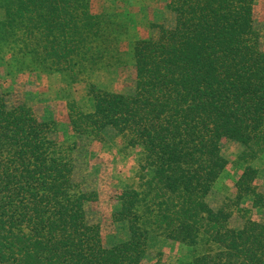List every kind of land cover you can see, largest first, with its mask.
I'll return each mask as SVG.
<instances>
[{
  "label": "trees",
  "instance_id": "obj_1",
  "mask_svg": "<svg viewBox=\"0 0 264 264\" xmlns=\"http://www.w3.org/2000/svg\"><path fill=\"white\" fill-rule=\"evenodd\" d=\"M94 1L0 0V47L23 74H60L69 98L84 83L87 99H68L73 133L99 141L116 133L142 147L152 177L115 214L128 238L105 246L87 218L97 196L83 188L76 145L52 139V123L29 105L0 97V264H142L162 238L189 248L180 264H264V221L252 217L264 211L251 165L264 155L256 0H169L174 24H152L158 36L135 41L115 11L94 12ZM129 65L133 94L99 84L102 69ZM225 140L251 147V162L233 197L213 206ZM235 213L242 227L232 226Z\"/></svg>",
  "mask_w": 264,
  "mask_h": 264
},
{
  "label": "rangeland",
  "instance_id": "obj_2",
  "mask_svg": "<svg viewBox=\"0 0 264 264\" xmlns=\"http://www.w3.org/2000/svg\"><path fill=\"white\" fill-rule=\"evenodd\" d=\"M168 2L169 0H95L92 8L96 13L104 10L115 11L119 20L128 24L130 38L135 41L157 37V29L150 28L152 24H174L175 14L168 9ZM0 19H4L2 10ZM255 21L262 34L264 49V0L255 1ZM98 82L109 90L133 94V65L112 70L102 69ZM84 85L77 84L69 98L60 74H23L14 67L8 48L0 47V97H4L10 107L29 105L39 118L52 123V139L66 145H76L74 157L83 179V188L97 196L95 201L86 204L88 221L101 226L104 244L111 247L125 241L129 235L126 226L115 220L122 200L124 201L125 195L142 191L145 180L152 177V173L145 168L142 161V147H129L116 133L105 141L73 133L68 99L84 102L87 99ZM250 152L251 147L245 144L232 140L222 143V156L228 165L210 195L213 206H220L227 198L233 197L235 184L247 165L245 162H251L248 156ZM251 165L259 170L256 184L264 192V155L254 160ZM244 206L250 208L249 201ZM252 217L264 221V211H252ZM231 224L242 227L244 220L235 213ZM183 259H191L189 248L180 242L162 238L158 246L154 245L149 249L142 264H180Z\"/></svg>",
  "mask_w": 264,
  "mask_h": 264
}]
</instances>
